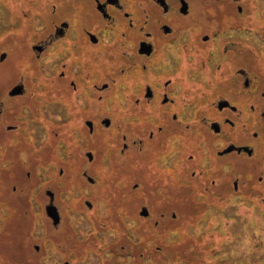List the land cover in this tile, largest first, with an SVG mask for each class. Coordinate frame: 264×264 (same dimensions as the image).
Returning <instances> with one entry per match:
<instances>
[{
  "label": "flooded vegetation",
  "instance_id": "obj_1",
  "mask_svg": "<svg viewBox=\"0 0 264 264\" xmlns=\"http://www.w3.org/2000/svg\"><path fill=\"white\" fill-rule=\"evenodd\" d=\"M240 1L42 0L40 31L29 33V62L19 65L6 94L17 102L40 92L47 115L0 117V128L16 133L0 143V164L13 169L12 189L46 183L47 158L19 155L25 127L35 149L50 136L58 151L70 142L81 147L88 163L95 155L86 138L111 129L108 150L133 181L127 190L145 193L148 180L162 207L156 225L192 210L196 217L238 214L250 220L227 229L254 232L251 219L264 218V66L255 43L239 38L241 26L254 29ZM6 55L0 52V62ZM3 106L0 99V115ZM104 166L102 175H92L85 163L80 174L95 185L119 169L109 160ZM58 176L64 177L63 166ZM178 180L189 190L178 192ZM44 194L41 209L52 222L46 207L56 192L46 187ZM177 205L191 209L181 215ZM142 207L149 216L151 204ZM59 223L60 215L52 224Z\"/></svg>",
  "mask_w": 264,
  "mask_h": 264
},
{
  "label": "rangeland",
  "instance_id": "obj_2",
  "mask_svg": "<svg viewBox=\"0 0 264 264\" xmlns=\"http://www.w3.org/2000/svg\"><path fill=\"white\" fill-rule=\"evenodd\" d=\"M240 2L249 11L242 17L248 20L247 24L252 23L254 29L248 28L250 25L241 26L239 38L247 46L255 43L257 61L264 66V0ZM41 3L42 0H0V52L7 51V59L0 62V99L4 102L0 117L3 121H9L8 117L36 119L47 115V107L39 99L40 92L37 96L25 94L17 102L6 94L7 87L19 75V65L27 66L29 62L26 52L29 33L40 31ZM20 13L24 15L19 17ZM29 17L32 29L23 26L29 22ZM262 71L264 74V67ZM50 108L56 109L52 105L48 110ZM39 130L38 138L42 135L44 141L45 132L42 127ZM110 130L86 138L95 155L88 163L80 153L81 147L78 149L70 142L64 151H58L50 136L35 149L33 133L24 128L21 135L25 140L19 155L22 159L33 153L46 157L48 172L44 170V185L20 187L17 184L13 190L14 182L10 179L13 169L7 162L0 164V264H264L263 217L251 219L256 225L254 232L242 231L239 235L236 230L227 229L228 223L234 221L241 228L250 219L238 214L226 213L223 218L211 214L196 217L191 210L186 211L187 218L178 217L176 221L165 220L156 225L154 221L162 207H158V199L150 190L148 180H145V185H149L144 188L145 193L137 190L132 194L127 190L133 181L126 177L121 157L108 150L112 140ZM14 134L0 128V143L7 142ZM81 146H85V138ZM106 160L119 168L117 172L108 173V180L94 185L80 174L86 163L91 168L90 174L102 175ZM58 166L64 167L63 178L57 177ZM38 172H43V168L38 167ZM180 185L178 180V192L189 190ZM46 187L56 192L54 205L58 206L60 223L55 227L41 209L42 200H47L44 198ZM85 200L90 201L93 208L88 209ZM141 204H151L149 216L140 214ZM183 209L191 208L178 207V214L182 215ZM253 243L255 247L250 248Z\"/></svg>",
  "mask_w": 264,
  "mask_h": 264
},
{
  "label": "water",
  "instance_id": "obj_3",
  "mask_svg": "<svg viewBox=\"0 0 264 264\" xmlns=\"http://www.w3.org/2000/svg\"><path fill=\"white\" fill-rule=\"evenodd\" d=\"M88 155L90 156V154H88ZM46 212H47V215L52 219V223L54 225L57 224L59 221V213H58L56 206L54 204H51V203L48 204V206L46 207ZM140 214L143 216H146L148 214L146 207H142L140 209Z\"/></svg>",
  "mask_w": 264,
  "mask_h": 264
},
{
  "label": "trees",
  "instance_id": "obj_4",
  "mask_svg": "<svg viewBox=\"0 0 264 264\" xmlns=\"http://www.w3.org/2000/svg\"><path fill=\"white\" fill-rule=\"evenodd\" d=\"M191 252L195 255V256H199V254L198 253H196V252H193L192 250H191ZM198 254V255H197Z\"/></svg>",
  "mask_w": 264,
  "mask_h": 264
}]
</instances>
